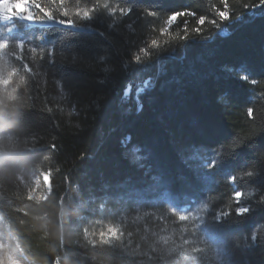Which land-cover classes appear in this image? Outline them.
<instances>
[{
  "label": "trees",
  "instance_id": "trees-1",
  "mask_svg": "<svg viewBox=\"0 0 264 264\" xmlns=\"http://www.w3.org/2000/svg\"><path fill=\"white\" fill-rule=\"evenodd\" d=\"M97 2L109 4L115 13L109 16L101 8L91 20L73 16L72 26L20 22L12 33L6 32L8 25L0 24L1 38H31L23 60L9 57L17 73L9 85H0V105L17 88L15 95L23 97L25 111L34 113L27 118V131L35 134L16 138L18 150L29 154L30 161L12 182L0 183V221L30 264H147L151 224L137 213L151 209L198 217L200 237L210 250L220 252L224 264H264V207L240 216L235 213L239 206L264 201L260 174L264 161L258 156L264 151V5L253 8L259 0H226L231 19L217 27L210 23L214 18L210 9L223 10L222 0ZM128 5L132 12L122 15L120 9ZM65 6L74 12L92 4L66 0ZM185 9L196 16L165 25L167 14ZM145 10L160 14L144 16ZM200 15L206 17L202 26L196 23ZM163 27L168 31L162 33ZM197 27L200 33L193 31ZM185 35L188 39L181 40ZM86 50L103 54L104 61L97 59L93 69L72 68V58ZM136 55L141 64L132 62ZM25 63L29 71L24 70ZM98 78L105 82L96 83ZM222 93L228 95L227 107L217 103ZM98 97L99 111L89 107ZM125 136L152 152L153 172L178 166L176 139L209 148L222 146L223 157L209 167L211 157L197 156L203 178L187 195H178L179 183L153 191L149 175L124 157ZM253 171L256 176L249 178L246 173ZM44 172H50L54 198L37 212L39 205L27 194ZM128 177L141 189L139 194L121 192L104 211L97 200L91 204L95 214L74 211L70 222L61 224L56 207L61 202L75 207L83 202L78 193L89 183L115 184ZM219 212L229 216L217 223L212 217ZM108 227L127 233L130 244L115 238L116 248L101 244L99 233Z\"/></svg>",
  "mask_w": 264,
  "mask_h": 264
},
{
  "label": "snow or ice",
  "instance_id": "snow-or-ice-1",
  "mask_svg": "<svg viewBox=\"0 0 264 264\" xmlns=\"http://www.w3.org/2000/svg\"><path fill=\"white\" fill-rule=\"evenodd\" d=\"M88 3L92 4V7H84V8H76L73 11H70L69 8L65 6L66 0H0V21L7 23H11L13 25H17L20 22H43V21H56L57 23L65 26H72L75 21L72 18L73 16L80 18L81 20H91L93 18L94 13L98 12L99 9H103L109 16L115 13L116 9L109 6V4L104 3L103 5L99 4L97 0H87ZM222 3L225 4L223 10H220L217 7L211 8V12L213 17L210 20V23L219 27L221 22L229 21L231 19V14L227 8L226 0H222ZM17 4L22 5L23 11L17 12L14 10ZM260 5H264V0H259V4H254L251 7H259ZM55 6V7H53ZM249 7L248 4L244 5L245 10ZM9 9H13V11H9ZM122 15H127L132 12V7L128 5L127 7H123L120 9ZM160 13L154 10H145L143 12L144 16L156 17ZM195 17L196 13L194 11H189L185 9L184 11H177L173 13L167 14V19L165 21V25H172L179 17ZM239 19V17H237ZM206 17L204 15H200L196 20L197 25H204ZM187 21H185V24ZM14 27H8L6 29L7 33H12L14 31ZM162 33L167 32L168 28L163 27L160 29ZM196 33H200L201 28L197 27L194 29ZM227 35V33H224ZM97 35H99L97 33ZM31 38H9L5 36L4 38H0V59H3L5 56L15 59L16 61H21L24 59V50L26 45H29V40ZM181 40H187L188 37L185 35L180 38ZM36 40H42L41 37L37 36ZM103 42H107L106 39L101 37L100 39ZM157 42L155 40L152 41V45H156ZM12 49V51H9ZM29 51L35 53V47L29 46ZM19 54H16V52ZM140 52H144V48L139 49ZM49 55H51V49H49ZM104 55L100 53L92 54L89 51H85L77 56H74L72 60L69 62L72 68L77 69H93L96 64L97 59L102 63L104 61ZM136 64H141V57L136 55L134 60L132 61ZM25 71H29V65L25 63L23 65ZM125 71H127V64L123 65ZM17 73V69L15 67L11 68L8 72L7 76L0 77V85L7 86L11 83V77L15 76ZM21 83L25 81V77L21 75L19 77ZM105 82L104 79H97L96 83L103 84ZM17 88H12L11 91L7 93V98L4 106L8 107L9 102L13 108H18L21 106L26 107V103L22 96H17ZM229 98L226 93H222L217 97V103L228 106ZM89 107H94L97 111L100 110L99 97L96 98L93 105ZM249 114H251V110H249ZM34 115L32 112L25 113V119L23 120V124L25 126L24 135H35L34 133H29L27 131L28 126V117ZM76 129H79L81 125L77 123L75 125ZM264 131V129H261ZM252 137L249 138V140ZM121 146L125 149L124 157L128 160L129 164L137 169L144 170L145 174L149 175V178L153 182L152 190L155 191L157 188H171V186L179 183L181 185V190L178 195L183 196L187 195V190L190 187L195 186L200 180L203 178V173L200 169V164L202 160H197V156L202 157H211L212 163L208 165L212 167L216 161L222 158V146L220 149L217 148H209L207 145L196 144L194 142L185 141L183 139H176L173 142L175 158L179 162L178 166L174 169H170L167 167H158L155 172L152 171V165L150 161L153 159L152 152L147 149L145 146L140 144H134L133 138L131 136H125L121 140ZM53 149L57 148V145L53 143L51 145ZM0 148L5 149V154L7 155L9 152L16 157H27V165L30 161L29 154L24 153L23 151L18 150L19 145L16 143V138L11 136H0ZM259 159L264 161V151L258 153ZM45 161L49 159L47 155L43 157ZM25 168V166H21L19 170ZM18 170V171H19ZM16 171V173L18 172ZM260 174L264 176V169H260ZM43 175V184L45 186V195L43 196H33V192L35 189L29 188L27 199L29 201L35 200L39 207L36 208V211L39 212L41 209H44L45 206L54 198V189L50 183V172H44ZM246 175L249 178H254L256 176V172H247ZM16 174L13 176V178ZM13 178L10 180H0V183L8 184L13 181ZM141 189H139L135 184L132 183L131 177L124 179L123 181L117 182L113 184L110 181H101L99 184L89 183L86 189H83L78 195L81 196L82 203L72 207L70 205H65L61 202L58 207L60 214V222L63 224L66 220L70 222V217H68V212H79L82 209H87L92 214H95L96 209L91 208V204L95 203L97 200L100 201V211H104L105 204L112 198L119 195L121 192L127 193L128 195L139 194ZM51 194V195H49ZM235 197L237 200L241 197V193L239 191L235 192ZM63 201V198H61ZM264 207V201H259L257 204L252 206H239L235 209V213L237 216L242 214L250 213L255 208ZM229 213L227 212H219L212 217V220H215L217 223L224 221L225 217H228ZM5 218H7L5 216ZM37 219H43V217H37ZM179 219L184 221L188 219L185 215H180ZM122 235V233H121ZM131 235V233H129ZM113 238L119 240L117 236V229L113 227H108L107 232L101 231L99 233V240L101 244L112 245L113 248L118 247V245L114 244ZM253 240H255V235L253 236ZM90 243L95 244L96 241L92 240ZM5 245L0 244V251H4ZM197 251L193 249V252ZM152 261H155V264H195V261L190 253H184L183 255L164 251L163 249L156 251L153 250L151 253V259L147 262V264H152ZM0 264H22L20 259H17L10 253L5 252L3 261H0Z\"/></svg>",
  "mask_w": 264,
  "mask_h": 264
},
{
  "label": "rangeland",
  "instance_id": "rangeland-1",
  "mask_svg": "<svg viewBox=\"0 0 264 264\" xmlns=\"http://www.w3.org/2000/svg\"><path fill=\"white\" fill-rule=\"evenodd\" d=\"M14 10L22 12L23 7L22 5L17 4ZM9 11H13V9H9ZM26 23L32 25L36 22ZM0 24L14 27V29L16 28L15 25L11 23L5 24V22L0 21ZM11 68H13V66L8 56L0 59V77L7 76ZM33 186V189H35L33 193L36 196H42V191L45 190L42 173L39 174L38 179L34 180ZM180 215L184 214H175L171 212L164 214L161 211H154L152 209L149 211H139L137 213V218L145 216L148 219L147 222L151 224L149 227L150 237L147 241V247L152 251L163 249L169 254L177 253L183 255L184 253H190L195 264H224L220 252L217 250H210L209 246L205 244L200 237L197 230L198 217L187 216L188 219L181 221L179 219ZM154 224L157 225L152 226ZM117 236L120 240H124V242L130 241L127 233H122L121 235L119 229H117ZM0 244L5 245L4 251H0V261H3L4 253L7 252L15 256L17 259H20L22 264H30L18 248L15 238H12V235L2 221H0ZM193 249H196L197 251L193 252Z\"/></svg>",
  "mask_w": 264,
  "mask_h": 264
},
{
  "label": "clouds",
  "instance_id": "clouds-1",
  "mask_svg": "<svg viewBox=\"0 0 264 264\" xmlns=\"http://www.w3.org/2000/svg\"><path fill=\"white\" fill-rule=\"evenodd\" d=\"M25 108V106L13 108L11 103L8 107L0 105V136L19 138L24 135ZM5 151L0 148V180L12 179L22 165L27 166V157H16L11 152L6 155ZM67 215L71 219L73 212L70 211Z\"/></svg>",
  "mask_w": 264,
  "mask_h": 264
}]
</instances>
